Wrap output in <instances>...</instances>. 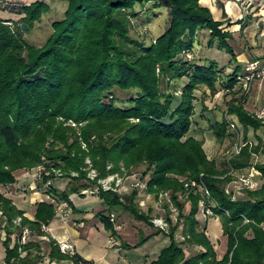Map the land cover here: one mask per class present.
I'll use <instances>...</instances> for the list:
<instances>
[{"label": "trees", "instance_id": "trees-1", "mask_svg": "<svg viewBox=\"0 0 264 264\" xmlns=\"http://www.w3.org/2000/svg\"><path fill=\"white\" fill-rule=\"evenodd\" d=\"M67 4L64 17L52 23V34L41 47L23 37L22 24L31 31L48 11L47 4L36 0L22 9L19 20L0 19V229L5 238V264H39L43 251L39 242L19 243L26 227L32 237H48L46 256L51 262L93 264L76 254H64L59 244L43 230L56 215V205L41 202L34 220L24 216L1 188L15 183L19 170L44 166L42 184L52 179H67L63 191L53 185L46 191L56 203L70 204L69 197L96 187L87 178L85 160L90 158L98 178L107 165L117 172L120 164L132 170L146 165L151 173L147 191L157 195L168 191L179 211L166 237L167 247L150 264H264V184L257 190H245L236 200L225 193L230 182L229 169H220L209 161L203 142L192 132L195 114L194 93L204 86L213 93L217 85L235 94L241 67L231 72L214 61H196L193 56L197 33L208 31L207 47L224 50L231 62L236 55L229 45L231 34L221 28L200 0H60ZM164 1L169 7L168 28L150 43L133 38V20L145 13L148 3ZM155 5V4H154ZM156 8V7H154ZM146 23L151 17L146 15ZM8 22L12 24L8 25ZM186 78L181 93L170 83ZM129 92L124 106L117 105L115 92ZM205 110V109H203ZM228 114L244 131L263 130L264 123L233 100ZM73 123L76 127L66 124ZM216 141L229 138L226 121L209 125ZM86 149L82 148V145ZM264 154L261 140L246 146L228 165L242 170L253 155ZM254 167L264 179V163ZM52 170H60L57 177ZM73 174H76L75 176ZM180 177L202 181L212 201V211L227 237V252L217 259L214 248L196 218L201 196L187 190ZM103 210L98 214L105 229L115 234L110 214L122 210L137 221L152 225L149 214L139 211L136 192L120 196L99 191ZM186 197L189 209L181 199ZM20 218L16 225L14 221ZM182 228L183 242L176 240ZM16 240L11 244V237ZM146 240L140 236L131 250ZM184 246L199 251L187 255Z\"/></svg>", "mask_w": 264, "mask_h": 264}, {"label": "rangeland", "instance_id": "rangeland-1", "mask_svg": "<svg viewBox=\"0 0 264 264\" xmlns=\"http://www.w3.org/2000/svg\"><path fill=\"white\" fill-rule=\"evenodd\" d=\"M23 1L25 0H0V19L3 20L13 19L12 21L19 20L23 16L22 14L23 7L25 5H29L31 2H34L36 0H28L27 2L28 4H25ZM42 1H44L47 4L48 11L41 17L40 21L34 24L31 31H28V27L26 31H23V37L25 38V40L29 44L34 45L35 47H41L46 43L47 39L53 32L52 23L56 20L62 19L64 17V13L67 8V4L60 0H42ZM158 4L159 5H157L156 3H148L145 6L146 14H144L143 17L139 18L138 20H133L134 29L131 30V36L133 38H137L138 40H142L146 44H148L151 41H153L155 38H157L159 35H161L164 31L167 30L169 23V7L164 1H160ZM146 15L152 18L150 24L146 23L145 21ZM10 24H12V22H8V25ZM260 28L262 31L264 28V22L263 24L261 23ZM226 32L229 33V31ZM238 38L239 36L236 37L235 39ZM196 39L197 41L194 44V49L192 51L193 56L189 55L188 59L195 58L196 61H202V62L205 60L214 61L218 64L225 65L226 66L225 68H227L230 72L235 67H237V65H239L241 67V70L238 74V77L242 76V74L245 73L246 66L248 65L249 62L253 61L249 59L247 62L241 64L237 63L236 61L235 64L231 62V57L224 50L218 49L217 47L208 48L207 42L209 39V32L206 30L197 33ZM248 39L249 40L247 46L255 45V46H259L260 48V44H262V50H263L262 55H256V58L254 59V60H258V59L262 60L264 57V38H260V42H259L257 36H255L254 33H252ZM228 43L230 45V40L228 41ZM231 48L233 49L237 57L238 50L234 45H232ZM258 49H255V47H251L250 50H255V53L258 52L257 54H260L261 51H257ZM227 69L226 72L228 71ZM170 83H171L170 86H172L173 91H175V94L179 95L181 93V89L184 83H187V79L183 78L181 79V81L170 80ZM216 89H217L216 92L213 93L208 88L204 86H200L195 91L194 93L195 114L192 118L193 120L192 128L194 129V131L192 132L193 133L192 135L203 142V149L209 161H214L217 164V167L220 169H224L226 167L227 169H229V176L231 180L230 182L224 185V190L225 193L232 198V200H236L238 196L244 195L245 190H247L240 188V186L238 185V181H240V178L251 173L252 170L256 172V174L253 175L254 176L253 180L256 183V188L254 190L259 189L264 184V179L261 177V173L254 167L255 164L264 163V154L253 155L251 157L252 166H249L242 170H234L232 167L228 165V162L233 157L240 155L244 147L257 145L259 139L261 140L264 148V133L262 129H259L258 131H254L253 129H248L247 132H245L243 127L238 122V120L234 116L228 114V104L231 103L233 100L239 101L244 106L247 112H249L250 114H252L257 119L261 120L264 123V120L258 118L257 116V114L264 109V80L252 82L247 92H245L244 89L240 91V85H236L235 92L237 93L235 94H230L231 92L228 89L222 88L220 85H217ZM129 96H130L129 92L116 91L115 97L118 100L117 105L124 106ZM216 121L217 122L226 121L228 125V133L232 134L229 138H226L222 141H216L211 131L209 130V125L215 123ZM229 124L235 125V129H231ZM66 125L71 126L70 123ZM82 148L86 149V146L83 144ZM86 160H89L91 162L90 158H86ZM107 166H112V164H108ZM112 168L113 167H111V171L113 170ZM35 169H30V171L33 172L32 173L33 178L36 177ZM106 169L108 171V168ZM145 170H146V165H141L138 166L137 168H133L132 170H128L122 164H120L119 170L117 172L120 175L119 177L122 179V183L124 182L125 186L129 185L128 183L134 181V179L129 178V176L135 174L137 179L140 180L142 184L143 183L144 185L146 184V189H148L147 183L151 173L147 171L146 175H143V172H145ZM179 180L183 183L185 189L187 190L192 189L201 196L202 200L199 203V211L201 208L203 214L205 216H208L205 214V208L207 206L205 205L204 203L205 200L202 197L204 193L203 190L193 187L192 188L185 187L186 183H190L192 181L197 182L198 183L197 185H200L201 183L204 185V183L201 180L196 181L190 179L189 177H180ZM93 189L95 190V187H93L91 190ZM146 192L147 194H145L144 192L140 194L138 192L136 193L135 204L137 209L146 215L149 214L151 223L155 218L164 219L165 222L167 223L166 230L160 231L159 229L154 227L153 223L150 226L144 222L137 221L127 213H126L127 214L126 217L128 218V220L133 219L134 221H136V223L133 221L131 222L134 225L136 224V227L138 229L140 228V231L143 228H150L155 230V232L160 233L164 236L163 242L157 243L156 245L154 244L152 246L154 252H159L161 248L166 246L169 241L166 235L169 234L171 226L175 224L179 215V211L176 205L172 201V195L170 192L168 191L159 192L157 195L151 194L147 190ZM95 194L98 195V193ZM121 194H122L121 196L128 195L127 193H125V190H122ZM130 194H132V191H130ZM209 199H210V195H209ZM181 202L185 204V211H187L189 209V203L187 202L186 197L182 198ZM209 205L212 208V206H214V203L210 201ZM118 213L123 215V213L125 212L119 210L117 212L112 213L115 216V222L117 220L116 214ZM143 235H144L143 232L142 233L140 232V236H142V238ZM0 238L3 239L5 238L4 231H2L1 229H0ZM176 240L180 242H183L185 240V236L182 228L178 230L176 234ZM143 245L144 243L137 248H140Z\"/></svg>", "mask_w": 264, "mask_h": 264}, {"label": "crops", "instance_id": "crops-1", "mask_svg": "<svg viewBox=\"0 0 264 264\" xmlns=\"http://www.w3.org/2000/svg\"><path fill=\"white\" fill-rule=\"evenodd\" d=\"M23 2L28 4V0ZM200 5L208 8L214 20L222 23L221 28L231 34L230 46L234 45L238 50L237 63L241 64L249 59L254 60L256 55H262V44L259 43L260 48L255 45L247 46V44L252 33L257 36L260 42V26L264 22V0H200ZM238 36L239 38L235 39ZM251 47L259 48L257 51H261V53L257 54L258 52L255 53V50H250ZM219 66L226 67L221 64ZM32 173L30 170H19L14 173L15 183L1 188L4 196L11 199L15 206L24 212V216L30 220H34L38 203H53L42 182L33 178ZM67 183V179H55L52 185L57 190L63 191ZM125 193L130 194V190L126 189ZM69 200L68 217L64 218L56 214L45 226L44 231L58 244L67 243L71 245L74 254L91 261L93 264H150L158 258L160 251L169 244L168 241L167 245L162 247L159 252H154L152 246L163 242L164 236L150 228H143L140 231V228L138 229L136 224L131 222L136 223V221L128 220L126 213L123 215L116 214L115 234L107 231L98 217V214L103 210V203L95 193L73 194ZM196 218L199 222V229L205 232L214 248L217 259L221 260L227 252V237L223 234L220 219L216 215L205 216L201 208ZM140 232H143V238L146 240L144 245L137 249H125L124 245L134 246L138 243ZM3 240L0 238V264H5ZM15 240L16 237L12 236V245ZM30 241L39 242L41 245L44 257L39 264H73L70 261L56 263L48 259L46 256L48 237L36 238L31 236ZM184 248L187 255H193L199 251L197 247L184 246Z\"/></svg>", "mask_w": 264, "mask_h": 264}, {"label": "built area", "instance_id": "built-area-1", "mask_svg": "<svg viewBox=\"0 0 264 264\" xmlns=\"http://www.w3.org/2000/svg\"><path fill=\"white\" fill-rule=\"evenodd\" d=\"M260 36L261 38H264V28L263 30L260 32ZM238 82L237 85H240V91H242V89L245 90V92L248 91L250 85L252 82L255 81H262L264 80V57L262 60H253L251 62L248 63V65L245 68V73L242 74V76L237 78ZM243 90V91H244ZM258 118L264 120V109L261 110L258 114H257ZM70 125L72 127H76L75 124L70 123ZM231 129H235V125L233 124H229ZM111 167L112 166H107L108 168V173L102 177V178H98V172L93 168L91 162L89 160H86L85 162V169L84 171L87 173V178L90 181H95L96 180V187L95 190H83L81 193L82 194H86V193H99V191H111L114 193H118V195H122L121 191L122 190H130L132 192H138L139 194L144 192L145 194H147L146 192V184L144 185V183L142 184L140 180L137 179L136 175L133 174L132 176H129V178L134 179V181H132L131 183H128L129 185L125 186L124 182L122 183V179L119 177L120 175L118 174V172H113L111 171ZM36 179L41 180L43 173L45 172V174L48 176L50 173L46 171L44 166H39L36 169ZM52 172L55 174V176L60 177L61 176V171L60 170H52ZM254 172V173H253ZM252 173V174H251ZM249 173L248 175L240 178V181H238V185L240 186V188L242 189H247V190H254L256 188V183L254 182V174H256V172L254 170H252V172ZM74 176L76 174H73ZM198 183L195 181H192L190 183H186L185 187L188 188H198L203 190V199L206 201L207 199H209V192L207 190V188L201 183L200 185H197ZM52 185V179H48L43 183V187L45 188V190L47 191L50 186ZM197 189V190H198ZM50 197V195H48ZM50 199H52V197H50ZM53 204L56 205V214L60 215L64 218L68 217V203L66 202H61V203H56L54 199H52ZM205 203V202H204ZM203 203V204H204ZM205 214L208 216L213 215L212 209L210 207H206L205 208ZM110 221L115 224V216L113 214L110 215ZM14 223L16 225H18L20 223V218H17ZM153 225L155 228L159 229L160 231H165L166 227H167V223L165 222L164 219L162 218H155L152 221ZM45 229V226H43V230ZM30 237H31V233L30 230L26 227H24L19 235V243L21 245H26L29 241H30ZM59 248L60 251L64 254H74L73 250H72V246L67 244V243H60L59 244Z\"/></svg>", "mask_w": 264, "mask_h": 264}, {"label": "water", "instance_id": "water-1", "mask_svg": "<svg viewBox=\"0 0 264 264\" xmlns=\"http://www.w3.org/2000/svg\"><path fill=\"white\" fill-rule=\"evenodd\" d=\"M21 27H22L23 31L27 30V26L25 24H22Z\"/></svg>", "mask_w": 264, "mask_h": 264}]
</instances>
